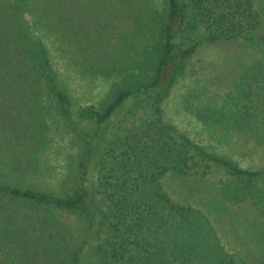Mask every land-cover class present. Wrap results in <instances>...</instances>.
Wrapping results in <instances>:
<instances>
[{
  "label": "trees",
  "instance_id": "16d2710c",
  "mask_svg": "<svg viewBox=\"0 0 264 264\" xmlns=\"http://www.w3.org/2000/svg\"><path fill=\"white\" fill-rule=\"evenodd\" d=\"M163 4L161 14L151 17L149 12L156 24L153 40L131 70L111 82L98 106L80 107L74 118L70 98L57 84L46 42L60 35L67 45L71 26H76L73 18L54 8L56 0H0V85L3 76L12 84L19 76L24 94L41 87L80 143L71 193L56 196L0 184V204L22 202L83 219L86 238L71 254L70 264H245L225 250L201 209L170 197L162 182L166 175L203 177L216 170L222 176L221 201L251 204L264 218V168H242L208 151L166 122L162 110L200 42H242L253 50L252 60L218 108L199 110L198 119L208 130L264 144V34H258L264 6L256 8L254 0ZM195 33L200 40L190 42ZM38 109L42 116V107ZM114 115V129H105L102 136L104 124ZM75 119L90 129L85 131ZM36 137L40 135L31 130L26 133L29 140Z\"/></svg>",
  "mask_w": 264,
  "mask_h": 264
},
{
  "label": "rangeland",
  "instance_id": "374dc122",
  "mask_svg": "<svg viewBox=\"0 0 264 264\" xmlns=\"http://www.w3.org/2000/svg\"><path fill=\"white\" fill-rule=\"evenodd\" d=\"M163 3L56 0L54 8L68 12L76 26H71L67 45L60 35L47 37L46 42L57 84L70 98L74 118L78 108L98 106L111 82L120 78L121 72L131 70L144 46L153 40L152 27L156 24L150 16L161 14ZM254 5L262 8L264 0H254ZM258 34H264V24ZM199 40L195 33L190 42ZM253 56V50L242 42H200L185 77L162 110L166 122L208 151L242 168L258 169L264 168V144L240 134L208 130L198 119L199 110L218 108L235 89L241 69ZM1 81L0 184L56 196L71 193L77 179L74 165L80 143L60 120L55 100L38 85L37 93L30 89L24 94L19 76L13 84L6 82V76ZM116 117L104 124L102 136L105 129H114ZM75 121L85 131L90 129V125ZM30 130L40 137L27 139ZM221 177L213 170L203 177L166 175L162 182L174 201L199 208L208 216L226 251L242 257L245 264H264V218L251 204L231 206L222 202L218 195ZM86 231L87 223L74 215L3 201L0 264H70L71 254L85 240Z\"/></svg>",
  "mask_w": 264,
  "mask_h": 264
}]
</instances>
